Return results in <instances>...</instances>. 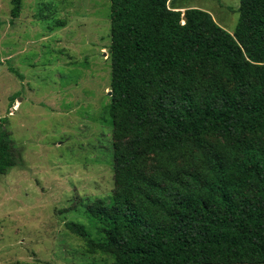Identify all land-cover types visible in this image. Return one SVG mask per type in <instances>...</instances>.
<instances>
[{
    "label": "trees",
    "instance_id": "1",
    "mask_svg": "<svg viewBox=\"0 0 264 264\" xmlns=\"http://www.w3.org/2000/svg\"><path fill=\"white\" fill-rule=\"evenodd\" d=\"M110 1L114 188L86 206L99 238L66 228L112 264H264V0H240L233 34L172 0ZM18 166L1 126L0 176Z\"/></svg>",
    "mask_w": 264,
    "mask_h": 264
},
{
    "label": "rangeland",
    "instance_id": "2",
    "mask_svg": "<svg viewBox=\"0 0 264 264\" xmlns=\"http://www.w3.org/2000/svg\"><path fill=\"white\" fill-rule=\"evenodd\" d=\"M179 1L235 32L240 0ZM13 7L0 0V129L19 153L0 176V264H112L66 228L99 238L86 206L114 188L111 1L21 0L17 19Z\"/></svg>",
    "mask_w": 264,
    "mask_h": 264
},
{
    "label": "crops",
    "instance_id": "3",
    "mask_svg": "<svg viewBox=\"0 0 264 264\" xmlns=\"http://www.w3.org/2000/svg\"><path fill=\"white\" fill-rule=\"evenodd\" d=\"M172 7L177 9V10H181L183 7H182V3L179 1V0H172ZM195 8V7H193Z\"/></svg>",
    "mask_w": 264,
    "mask_h": 264
},
{
    "label": "water",
    "instance_id": "4",
    "mask_svg": "<svg viewBox=\"0 0 264 264\" xmlns=\"http://www.w3.org/2000/svg\"><path fill=\"white\" fill-rule=\"evenodd\" d=\"M112 94H113V93H112V91H111V92H110V95L112 96Z\"/></svg>",
    "mask_w": 264,
    "mask_h": 264
}]
</instances>
